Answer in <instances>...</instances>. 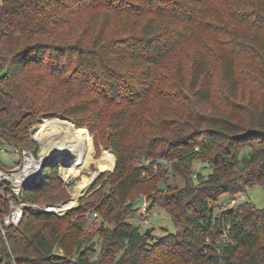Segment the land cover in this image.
<instances>
[{"label": "trees", "instance_id": "trees-1", "mask_svg": "<svg viewBox=\"0 0 264 264\" xmlns=\"http://www.w3.org/2000/svg\"><path fill=\"white\" fill-rule=\"evenodd\" d=\"M246 83L264 90V0H0V144L28 147L36 117L60 112L90 133L107 124L115 155L91 199L62 215L26 209L0 234V264H264V206L216 209L264 185V97ZM216 94L231 110L202 108ZM47 166L24 190L31 203L66 197ZM142 195L174 232L128 220ZM93 213L112 223L95 259Z\"/></svg>", "mask_w": 264, "mask_h": 264}, {"label": "rangeland", "instance_id": "rangeland-1", "mask_svg": "<svg viewBox=\"0 0 264 264\" xmlns=\"http://www.w3.org/2000/svg\"><path fill=\"white\" fill-rule=\"evenodd\" d=\"M188 51H189L188 47L185 46V47H182L180 49L179 53L181 55L186 56L189 54ZM185 59H187V57H185ZM214 83H215V89L216 90L220 89V83H219V80L217 77L215 78ZM244 87H245L246 95H247V93L252 91L253 96L256 99H258V101H259V99H262L264 97V90H258L257 88H252L247 83ZM220 94H221V91H220ZM220 94L215 95V101L213 102V104L203 106L202 108H204V110L207 112L209 111V109L213 110L216 108H219L220 110H225V112H228L229 110H231L230 109L231 107H224L225 105L223 104L222 96ZM64 105H66V104H64ZM184 107H185V105L182 106V108H184ZM42 117H46V118H50V119L56 117V118L61 119L63 121L70 119L68 117H66L68 119L64 118L65 116L60 112L59 113H52V112L41 113L36 117L34 123L32 124V126L30 128L31 142H30L28 147H25L32 152V154L35 156V158L41 157L42 149H41L40 142L34 136V127L36 126L38 120ZM85 129L91 137L93 158L97 159V158H99V156L102 155V153L110 152L114 157V164H115V155L112 152V150L110 149V147L105 143L106 136L109 132L108 128H107V124H103L100 127H98L94 133H90L87 128H85ZM20 160H21V152H20L19 148H15L9 144H0V166L1 167H3V168L14 167L17 163L20 162ZM144 164H149V161H145ZM54 165H56L57 173L63 182L64 188L66 190L65 191L66 197L64 198V200H62L61 202H59L57 204H49V205H58V204H61L62 202L66 201V200H70L71 197L73 196V193L79 189L78 185L82 182L83 176L93 178L94 174L106 171V170H99L97 168L95 162H90L87 167L79 168L76 171V173H74V174L68 173L66 171L67 166H63V164H61L60 162H56ZM203 166H205V163H202L200 161H196L194 168L196 170L201 171V173L207 175L211 171V169L208 167H203ZM48 169L49 168L47 166V168L45 170H48ZM110 170H112V169H110ZM96 178H97V176L95 177V179ZM94 180H93V182H94ZM195 180L196 179L194 178V181ZM166 182L170 183L172 187H181L183 185L182 178L173 172H170L168 174V179ZM92 183L89 184L87 186V188L78 196V202H77L75 207L78 206L79 200L81 197L84 196L83 198H85V199H91L92 198V195H90V194L98 188V185H96L91 191H88L90 189ZM143 196H145V195H142V197ZM141 201L138 202V205H140ZM245 201L251 202L257 208L263 207L264 206V185H255V186L249 187L246 189V191L244 193H238L236 195H227V194L222 195L218 199L216 209L222 210V209L230 208V207L236 206L237 203H242ZM40 205H48V204L44 203V204H40ZM153 213L154 214H152L150 216L148 222L145 224L144 229H141V227H140L142 220L140 219V216H138V212L131 214L130 217L128 218V220L134 224L139 225L141 230L146 231L147 229H150V233L156 237L167 234L168 232H174L175 231V226H174L172 220L170 219V217L167 215L166 212H164L160 208H156L155 210H153ZM87 218L88 219L83 224V231L87 235L92 237L91 241L94 243L95 252L91 256V258L95 259L100 255L101 246H102L101 238H102L103 231L105 230V228H108V227L111 228L112 223H110L108 220H104L100 213L95 214V215L93 213L90 217L87 215ZM102 220H103V222H102ZM226 232L227 231H224L223 237L226 235ZM219 239L220 238H218V240Z\"/></svg>", "mask_w": 264, "mask_h": 264}, {"label": "bare ground", "instance_id": "bare-ground-1", "mask_svg": "<svg viewBox=\"0 0 264 264\" xmlns=\"http://www.w3.org/2000/svg\"><path fill=\"white\" fill-rule=\"evenodd\" d=\"M34 136L41 144L43 160H57L70 174L79 168L95 162L99 170H110L114 166V157L110 152L102 153L99 158L92 156V141L85 128H76L69 120L42 117L34 127ZM95 175V174H94ZM78 190L66 203L52 206L55 211H62L76 206L78 196L87 188L92 178L83 176Z\"/></svg>", "mask_w": 264, "mask_h": 264}, {"label": "built area", "instance_id": "built-area-1", "mask_svg": "<svg viewBox=\"0 0 264 264\" xmlns=\"http://www.w3.org/2000/svg\"><path fill=\"white\" fill-rule=\"evenodd\" d=\"M17 148L21 152L20 162L11 168L0 166V199L7 205V211H2L0 215V234L2 236L18 227L26 209H29L31 212H54L58 215H62L70 209L55 211L51 209L52 206L47 207L31 203L24 198L23 193L25 188L40 181L43 168L47 165H54L59 161L43 160L42 156L35 158L29 149L22 146ZM148 206V200L143 196L138 210V216L142 220L141 229L145 228V224L148 222L150 216L154 214L153 211H148ZM226 239L225 235L222 241Z\"/></svg>", "mask_w": 264, "mask_h": 264}, {"label": "water", "instance_id": "water-1", "mask_svg": "<svg viewBox=\"0 0 264 264\" xmlns=\"http://www.w3.org/2000/svg\"><path fill=\"white\" fill-rule=\"evenodd\" d=\"M66 118V117H65ZM114 167V166H113ZM113 169V168H112ZM100 174V172L99 173H96L95 175H94V177L91 179V182H90V184L93 182V180L95 179V177L96 176H98ZM68 200H66V201H64V202H62L61 204H64V203H66ZM61 204H58V205H61ZM58 205H45V206H58ZM75 207V206H74ZM146 234H149L150 233V229H147L146 231Z\"/></svg>", "mask_w": 264, "mask_h": 264}]
</instances>
